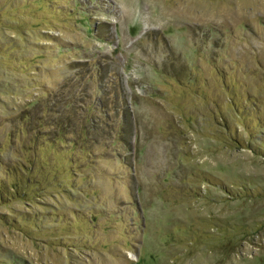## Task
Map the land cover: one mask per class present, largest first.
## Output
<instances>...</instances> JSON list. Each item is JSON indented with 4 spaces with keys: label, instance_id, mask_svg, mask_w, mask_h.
I'll return each instance as SVG.
<instances>
[{
    "label": "rangeland",
    "instance_id": "obj_1",
    "mask_svg": "<svg viewBox=\"0 0 264 264\" xmlns=\"http://www.w3.org/2000/svg\"><path fill=\"white\" fill-rule=\"evenodd\" d=\"M0 264H264V0H0Z\"/></svg>",
    "mask_w": 264,
    "mask_h": 264
}]
</instances>
